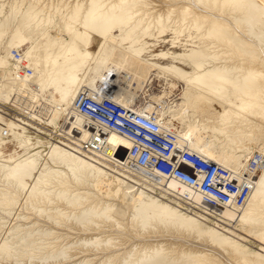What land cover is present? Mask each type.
Returning <instances> with one entry per match:
<instances>
[{
  "label": "bare ground",
  "instance_id": "obj_1",
  "mask_svg": "<svg viewBox=\"0 0 264 264\" xmlns=\"http://www.w3.org/2000/svg\"><path fill=\"white\" fill-rule=\"evenodd\" d=\"M100 86L155 113L182 148L245 173V204L209 208L194 189L134 168L131 142L75 109ZM96 132L106 145L83 151ZM257 152L264 0H0V264H264V167L248 168ZM130 207L132 232L143 231L130 243L147 241L119 249ZM106 223L124 229L110 235Z\"/></svg>",
  "mask_w": 264,
  "mask_h": 264
},
{
  "label": "built area",
  "instance_id": "obj_2",
  "mask_svg": "<svg viewBox=\"0 0 264 264\" xmlns=\"http://www.w3.org/2000/svg\"><path fill=\"white\" fill-rule=\"evenodd\" d=\"M13 54L16 61L22 59L19 51ZM136 107L118 102L110 89L103 86L82 90L75 105L80 114L100 128L115 131L131 142L130 162L134 168L174 179L194 189L209 208L245 204L254 185L245 173H234L197 152L182 148L175 130L166 129L155 113L146 108L137 112ZM105 145L104 136L96 132L87 134L81 148L95 152ZM183 165L189 166L191 171L185 170ZM262 167L264 154L257 152L248 168L256 171Z\"/></svg>",
  "mask_w": 264,
  "mask_h": 264
},
{
  "label": "rangeland",
  "instance_id": "obj_3",
  "mask_svg": "<svg viewBox=\"0 0 264 264\" xmlns=\"http://www.w3.org/2000/svg\"><path fill=\"white\" fill-rule=\"evenodd\" d=\"M164 37L169 38L170 35H169V34H164ZM162 45H163L164 47H165V45L168 46V44H166V43H165V44H162ZM163 46H158V47H156L157 51H160V48L163 47ZM97 47H98V45H96V48H95V49H97ZM158 49H159V50H158ZM177 51L180 52V48H178ZM12 54H13V52H12ZM13 55H14V54H13ZM27 72H28V71H27ZM7 105H8V106H7ZM2 106H3V108H4V112H5L6 114H8L9 116L22 115L21 112H20L19 110H16V109L13 108L10 104H5V105H2ZM9 113H10V114H9ZM61 124L63 125V122H62ZM42 127H44V126H42ZM44 128L48 129V131H50V132H48V133H50V134H51V132H55V131H56L55 129H52V128H49V127H44ZM94 130H95V129H94ZM31 132H32V135H34V136L40 135L41 137H47L48 139L51 138L50 135H48V136H44V135L39 134V133L36 132L35 130H32ZM47 138H46V140H48ZM45 161H47V160H45ZM45 161H44V163H45ZM86 186H87V185H85V187L82 186V189L85 188L84 190H81V188H79V189H78L79 192L81 191L82 193H84V192L86 191V188H87ZM83 187H84V188H83ZM88 187H89V188L91 187V188L88 189V190L92 192V186H88ZM93 190H94V189H93ZM83 191H84V192H83ZM94 191H95V190H94ZM97 193L99 194L100 191H99V192H96V193L94 192V195H95L96 197H98V198H96V199L94 198L95 200H99L100 198H102V197H101V194H102L103 192H101L100 195H98ZM96 194H97V195H96ZM102 195H103V194H102ZM104 197H105V196H104ZM104 197H103V198H104ZM114 198H115V197H111V198H109V200L113 199V201H111V202H113V203H115V202L118 203V204L121 203L120 205H122V203H124L125 207L128 206V205L126 204L127 201H125V202H126V203H125V202H123V201L121 202V200H119V199H117V198H115V199H114ZM104 199H105V198H104ZM116 199H117V200H116ZM105 200H106V199H105ZM124 205H122V206H124ZM125 207H124V208H125ZM130 208H131V207H130ZM130 208H126V209H130ZM127 212H129V213H128L129 216H127V219L124 220V222L126 221L125 223L127 224V226H125V225H126L125 223H124L125 225H123L126 229H124V227H123V228L120 227L121 230L124 229V231L121 232L122 234H120V235L118 234V233H120V232H119L120 229L118 230V225H116L115 223H114V224H112V223H108V225H107V223H106V224H104V225H106L107 227L104 226V225H102V227H100V229L103 228V230H104V227H105V230H104V231H105V232L107 231L108 233L111 232L110 229H111V227H112V229H114V230H112V229H111V230H112V232H113L114 234L111 232L110 235H111V234H113V235H115V236H118V235H119V238L121 237V235H122V236H123V235H125V236L127 235L126 237H125V236L121 237L122 239L120 238L118 242L116 241L117 243L115 242L116 245L119 246L118 243H119L120 241L123 242V240H124L125 245L122 244V242H120L123 246L120 244L119 249H120V247H121V249H125L124 246H125V247L128 246V247H126V248H130V247H133V246L136 245V244H139V242H140L139 238H138V239L136 238V239L134 240V241H137V242H135L136 244H134V245H133L134 241H133V243H132V242L130 243V241H132V238H131V240H130L129 238L132 237L131 235H133V234H135L136 237H138V236H140V235L142 236L141 233L143 232L141 229H138V227H135V228H136V230H134L135 233H133L134 231L132 232V230H133V229H132V228H133V225L131 224L130 220H131V216H132V213L134 212V210H132V208H131V211L129 210V211H127ZM130 212H131V213H130ZM128 217H130V219H129ZM11 222H14V221L11 220ZM12 224H13V223H12ZM12 224H10V225H12ZM110 224H111V225H110ZM130 224H131L132 226H131ZM112 225H113V226H112ZM103 226H104V227H103ZM108 226H109V227H108ZM113 227H114V228H113ZM116 227H117V228H116ZM130 227H131V229H130L131 232H130V231H127ZM106 228H107V230H106ZM100 229H99V231H98V232H100L99 234H102V235H106V234H107V235H108V233L101 232L102 229H101V231H100ZM115 229H116V230H115ZM108 230H109V231H108ZM121 230H120V231H121ZM125 230H126L127 232H126ZM114 231H115V232L118 231V232L115 234ZM95 232H96V234H98L97 231H95ZM123 232H125V233L123 234ZM139 232H140V233H139ZM128 233H130L129 236H128ZM136 233H138V235H137ZM144 233L147 234V233H149V232H144ZM144 233H143V234H144ZM174 233H175V231H174ZM162 234H165V233H162ZM166 234H169V233H166ZM166 234H165V235H166ZM78 235L81 236L82 233H78ZM76 236H77V235H73V238H76ZM82 236H83V237H89V236H91V233L87 232V233H84ZM144 236H145V235H144ZM123 238H124V239H123ZM125 238H127V239H125ZM128 239H129V240H128ZM146 239H147V238H146ZM146 239H144V241H147ZM117 240H118V239H117ZM126 240H127V241H126ZM138 240H139V242H138ZM255 240H256V239L252 240L253 242H255V245L253 244V246H257V245H258V242L256 243ZM75 241L77 242V239H75ZM125 241H126V242H125ZM128 241H129V242H128ZM144 241L141 240L140 243H143V244H144V243H145ZM148 241H150V239H149ZM172 241L176 242L175 240H172ZM127 242H128L129 244H132V246H130ZM126 244H127V245H126ZM129 246H130V247H129ZM94 254H96V253H94ZM98 254H99V253H98ZM98 254H97V255H98ZM97 255H95V257L92 256V257H90V258H93V259H94V258L100 256L101 254L98 255V256H97ZM81 257H82V256H81ZM81 257H78V258L74 259V262L79 261ZM82 258H83V257H82ZM82 258H81V259H82ZM98 259H99V258H98ZM96 260H97V258H96ZM63 264H64V263H63Z\"/></svg>",
  "mask_w": 264,
  "mask_h": 264
}]
</instances>
